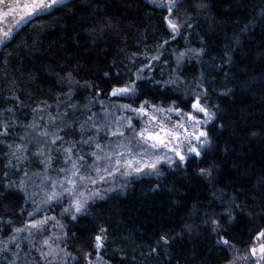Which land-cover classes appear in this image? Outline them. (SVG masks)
<instances>
[{
	"label": "trees",
	"instance_id": "16d2710c",
	"mask_svg": "<svg viewBox=\"0 0 264 264\" xmlns=\"http://www.w3.org/2000/svg\"><path fill=\"white\" fill-rule=\"evenodd\" d=\"M198 2L181 0L180 18L187 16L193 27L169 42L153 74L140 83L154 103L168 105L177 100L183 107L184 91L202 79L208 89L206 100L217 114L207 126L210 145L186 168L165 167L161 176L131 179L124 191L94 200L89 204L90 214L77 221L62 216L60 204H51L65 228L61 232L49 224L34 241L52 237L53 244L78 257L66 264H85L81 249L89 251L88 238L99 226L108 229L105 259L111 264H225L231 254L216 244L217 235L203 223V210L211 204L210 211L222 213L233 199L243 211L234 212L235 219L225 227L241 253L255 232L264 228V20L259 19L264 0H205L206 10L197 8ZM50 12L24 22L0 46V118L10 115L5 109H14L9 133L0 129V238L10 237L14 228L23 227L37 214L28 216L32 207L22 192L3 187L9 178L4 176L7 142L16 147L23 141L20 135L31 134L33 110L49 105L52 114L65 123L75 122L73 106L93 103L99 88L104 89L100 97H107L117 76L128 80L129 69L135 72L149 61L144 53L155 54L157 45L168 39L160 23L164 13L148 0H66V6ZM252 21L255 24L242 31ZM198 48L204 53L186 58L176 73L173 53ZM68 72L79 82L71 95H65L69 88L59 83ZM167 74H179L186 83L179 91L163 85ZM28 151V164L38 167L37 158ZM198 168H213L215 189L197 175ZM12 174L17 177L19 172ZM221 189L226 195L214 199L212 192L219 196ZM194 205L200 209L198 214L192 212ZM9 220L10 224L5 223ZM185 225H191V230ZM55 232L67 236L56 240ZM165 234L169 243L158 244ZM153 248L157 251L152 252ZM10 262L7 258L1 264Z\"/></svg>",
	"mask_w": 264,
	"mask_h": 264
},
{
	"label": "snow or ice",
	"instance_id": "6c2138e0",
	"mask_svg": "<svg viewBox=\"0 0 264 264\" xmlns=\"http://www.w3.org/2000/svg\"><path fill=\"white\" fill-rule=\"evenodd\" d=\"M149 2L164 13L160 23L162 32L168 33V39L157 45L155 54L149 56L147 52L144 53L148 57L149 62L137 68L135 72L129 69L128 80L122 81L117 76L115 83L110 85V91L107 92V96L117 98V100L132 101V103L123 104L109 102L110 108L122 113L130 112L132 115L116 116L114 120L108 123L95 120L97 113L89 116L85 123L92 121L93 126L97 128V132H106L116 140V143L101 144L95 142V138L89 137L84 143L89 145L94 143V148L86 155L77 154L75 144L56 148L57 143L64 139L56 133L51 134V140L46 139L43 143L38 142L39 146L33 155L44 158L40 162L44 165L45 170V175L40 185H37L38 188L44 190L39 202L35 199L36 193L29 194L28 192V172L24 173V178L19 184L8 182L3 185L5 189L22 192L25 200H30L35 205L33 211L28 213L29 217H32L34 213H39L45 205L51 206L52 202L60 203L67 199L68 204L61 210V215L70 216L72 221H77L81 216L90 214L88 211L90 201L104 200L108 192L115 191V188L101 190L97 187L98 182L103 183L108 178H114L117 174L124 177L141 174L160 176L162 165H167L168 168L173 170H180L181 168H186L190 160L200 159L210 145L211 139L207 126L217 118V114L207 104L208 89L202 79L197 80L190 91H184L183 98L180 100V103L184 105L183 107L178 105L177 100H172L171 104L164 107L160 103H154V97L150 98L142 91L140 82H146L149 79V77L144 75L145 70L153 67V62L162 58L170 41H175L176 36L181 34L185 28L191 29L193 27L186 14L185 19L180 18L179 5L181 0H149ZM0 5H5L7 8L6 11H0V22L6 17L14 16L12 23L8 24L6 28L0 27V42H3L12 35L16 26L26 20L30 23V18H38L40 14H51L50 10H54L57 6H66V0H0ZM195 6L203 10L208 8L205 0H199ZM259 19L264 20V8H261ZM254 24L255 21L246 24L242 31L249 30L250 25ZM204 51L203 48H198L173 53L177 63V69L174 71L178 73L181 64L186 58L200 57ZM225 55L227 56L228 54L225 53ZM129 59H132V57H129ZM208 70L211 71L212 66H209ZM104 75L107 77L109 73L106 72ZM59 83L62 87L66 84L69 92L65 95H71L73 86L79 82L75 80L71 72H68L59 78ZM85 83L87 84V82ZM155 83L161 84L160 81H155ZM185 83L186 81L179 74L172 75L168 80L163 81V85L175 86L176 91H179L180 86ZM103 94V88L96 89V97ZM141 96H144V98L141 99ZM137 103L138 106L133 107V104ZM100 104V115L107 120L110 114L109 107L104 106L103 100L100 101ZM4 111L12 113L14 109L8 108ZM33 111L35 112L36 109ZM173 114L175 115L174 122ZM3 119L6 132L9 127L7 124L8 117L5 116ZM50 119L52 118L50 117ZM134 119L143 120L139 129L133 123ZM31 126L33 128L39 127L35 122ZM81 128L83 129V125ZM129 129L131 130L130 134L127 131ZM38 136L48 137L49 133L46 129H43L38 133ZM9 147L11 148L12 146L9 145ZM28 147L29 145L27 144L16 145L15 150L10 153V157L14 158L15 163H13V159H9L6 166L18 168L20 161L26 159V157H22L18 153ZM54 150L63 152L64 163L68 165L58 169L56 177L46 174L47 170L51 168L53 162L52 152ZM88 157L92 158L91 164L87 163ZM4 175L7 178L8 173L5 172ZM197 175L208 179L210 186L215 189V184L211 183L213 168H198ZM224 195L226 193L223 189L220 190L219 196H217L216 191L212 192L214 199L222 200ZM211 207V204H209L203 210L206 217L203 223L211 226L212 233L218 237L216 244L221 247L222 251L231 254L232 258L227 261V264H264V228L255 232V235L251 237L252 242L247 250L241 254L236 245L231 243L225 225L235 219L234 212H242L243 209L239 204L235 203L234 199L227 207H223L222 213L215 210L210 211ZM199 211L200 209L194 205L192 212L198 214ZM225 216L227 220L224 219ZM53 221L55 222L52 224L53 229L63 232L65 225L55 216H45L39 220H28L23 228H14L13 232L28 231L29 235H32L33 230L42 232ZM5 223L10 224L11 221L9 220ZM185 229L190 231L191 225H185ZM66 236L67 233H64L63 237L56 236L55 238L64 239ZM15 239L16 236L13 235L11 240ZM50 239L52 237L45 238L43 241V245L48 247V251L44 252L40 249L42 257L52 256L59 260L60 264H66L69 259L72 261L78 260V257L59 248L58 245L53 248L49 243ZM88 239L90 240L89 251L81 249L85 264H111L109 259H105L109 241L108 229L104 226H99ZM161 242L165 245L169 243V238L166 234L161 235L159 241H157L158 244ZM16 248L19 249L20 245L17 244ZM151 251L156 252L157 249L153 248ZM14 255H18V253ZM48 264H51V261H48Z\"/></svg>",
	"mask_w": 264,
	"mask_h": 264
},
{
	"label": "rangeland",
	"instance_id": "374dc122",
	"mask_svg": "<svg viewBox=\"0 0 264 264\" xmlns=\"http://www.w3.org/2000/svg\"><path fill=\"white\" fill-rule=\"evenodd\" d=\"M6 10H7V8L5 5H0V11H6ZM13 19H14V16L6 17L2 22H0V27L6 28L8 26V24L12 23ZM23 23L16 26L13 30V33ZM5 41L6 40H4L3 42H0V46ZM157 62L158 61L153 62L154 66L151 67L150 69L145 70V72H144L145 76L150 77L153 74V72L157 66ZM147 63H145V64H147ZM172 75H175V74H172ZM172 75L167 74L166 79L161 80V82L163 83V81L168 80L169 77ZM101 100L104 101L105 107H109V102L120 103V104L131 103L128 100H117V98H114V97H109V96L100 97V96H98L95 98V101L93 103H88L87 105L80 106V107H72L71 110H72V112H74V116L76 118V121L70 122V123H65L62 117H57V116L53 115L52 110H51V106H49V105L47 107H44V106L37 107L36 111L34 112L35 115H33V118L31 119L29 126H28L30 128L31 134H28V132H26L25 133L26 135L23 133L22 135L19 136L20 139L22 138L23 141H25V144L29 145V147L26 150L18 153V155H20L22 157H26V159H22L23 162H22V160L20 161V162H22V164L19 163L18 168L17 167H8V170L6 172L8 173L9 178L7 179L6 183L14 182L15 184H19L21 182V180L24 178V173L28 172V174H29V177L27 179L28 192H29V194L36 193L35 199L37 202H39V200L43 196L44 190L38 188L37 185H40L41 180H42L43 176L45 175L44 165L40 162L44 158L43 157H37V156L33 155V153L36 152L37 147L39 146L38 142L43 143L44 140H46V139L51 140V138H52L51 134L52 133H56L59 136L64 138L62 141H59L57 143V145L55 146L56 148H60L61 146L68 147L70 144H75L76 153L80 154V155H86L87 153H89L93 150L94 143L91 145L84 143V141L88 140L89 137L95 138V142H99L101 144H109V143L115 144L116 140L113 137H111L110 135H108L104 131L97 132V128L93 126L92 121H88L87 123H85V121H87V118L89 116H92L93 113L98 114L94 119L99 120L102 123H108V122L114 120V118L116 116L132 115V113H130V112L122 113L120 111H117L114 108L109 107V113L110 114L108 115L107 120H105L104 117L102 115H100V110H101L100 101ZM207 104H208V102H207ZM168 105H162V106L167 107ZM136 106H138V104L137 105L133 104V107H136ZM209 107L213 110V108L210 105H209ZM57 108H62V107L57 106ZM63 112L66 113V109L63 110ZM5 116L8 117L7 124L9 125V127L11 124L10 121L11 120L14 121V119L12 118V116H13L12 113H10V115H4L3 114L2 117L0 118L1 132H3L4 134H8L9 133L8 129L6 132L4 130V119L3 118ZM50 117L52 119H50ZM173 118H174L173 119V122H174V120H175L174 114H173ZM33 122H35V124L39 125V127L33 128L31 126L33 124ZM133 123L136 125L137 129H139V127L143 123V120L134 119ZM82 125H83V129L81 128ZM113 127H115V125H113ZM43 129H46L48 131V133H49L48 137L38 136V133ZM57 130H59V131H57ZM127 131L130 134L131 130L129 129ZM23 141L21 140V142L18 143V145H22ZM8 145H11V144L7 142V146ZM32 145H34L35 147H31ZM15 148L16 147H11V148L9 147V151L6 152L7 165H8L9 159H13V163H15L14 158L10 157V153L12 151H14ZM28 150H32L31 156L37 158L38 167H33V165L30 163H29L30 165L28 164L29 159L27 158V154H26L27 152H29ZM52 156H53V162H52L51 168L47 170L46 174L49 176H52V177H56L58 174L57 170L60 168H63V167H67L68 165H66L64 163V154L62 151H55L54 150L52 152ZM87 163L88 164L92 163L91 157H88ZM31 167H33V168H31ZM165 167H167V165L161 166V175L164 174V168ZM13 171H18L19 175L17 177H12ZM141 176L158 177V176L153 175V174L132 175L129 177H124L120 174H117L114 178H108L103 183L98 182L97 187H99L101 190L107 189V188H115V191H124V188L126 187L127 183L131 179L138 178ZM47 190H50V189H47ZM111 192H114V191L108 192L107 195L110 194ZM93 201H90L89 204ZM28 202L30 203V205L32 207V211H33V208L35 207V205L30 200ZM51 204H60L61 206H63L65 204V206H67L68 201H67V199H65L63 202H60V203L52 202ZM65 206H63V208ZM36 215L34 216L35 220L42 219L45 216H55L56 217V215L53 214V212L50 209V206H48V205L43 206L42 210L39 213H37ZM53 223H55V222L53 221L52 223H50L51 227H52ZM21 228H23V227H21ZM37 233L38 232H36L35 230H33L32 235H29L28 231H22L20 233H13V235L16 236L15 240H11V237L13 235H11L8 238H0V257H2V260L0 259V264L2 263V261L7 260V258L11 259V264H17V263L18 264H48V261H51V264H60L59 260H57L56 258H54L52 256H48L47 258L41 256L40 249H42L44 252H47L48 247L43 245V241L45 238H42L41 242L35 244L34 236ZM56 236L62 237V234L55 232L53 235V239H56L55 238ZM56 240H61V239H56ZM49 243L53 246V248H55L57 246L56 244H53L52 241H49ZM17 244L20 245L19 249L16 248ZM33 245H34V247H33ZM36 246H38V247H36ZM16 253H18V255H14ZM243 253L244 252H242L241 254H243ZM61 256H62V254H61ZM93 258H94V255H93ZM225 264H227V263H225Z\"/></svg>",
	"mask_w": 264,
	"mask_h": 264
},
{
	"label": "bare ground",
	"instance_id": "6f19581e",
	"mask_svg": "<svg viewBox=\"0 0 264 264\" xmlns=\"http://www.w3.org/2000/svg\"><path fill=\"white\" fill-rule=\"evenodd\" d=\"M63 206H65V204H64ZM65 207H66V206H65Z\"/></svg>",
	"mask_w": 264,
	"mask_h": 264
}]
</instances>
